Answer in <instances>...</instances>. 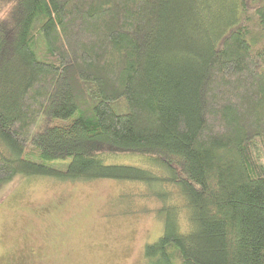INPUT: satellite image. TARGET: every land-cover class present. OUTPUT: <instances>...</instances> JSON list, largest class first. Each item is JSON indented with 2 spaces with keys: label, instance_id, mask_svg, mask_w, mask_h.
Returning a JSON list of instances; mask_svg holds the SVG:
<instances>
[{
  "label": "trees",
  "instance_id": "obj_1",
  "mask_svg": "<svg viewBox=\"0 0 264 264\" xmlns=\"http://www.w3.org/2000/svg\"><path fill=\"white\" fill-rule=\"evenodd\" d=\"M18 175L148 186L143 264H264V0H0V183Z\"/></svg>",
  "mask_w": 264,
  "mask_h": 264
},
{
  "label": "rangeland",
  "instance_id": "obj_2",
  "mask_svg": "<svg viewBox=\"0 0 264 264\" xmlns=\"http://www.w3.org/2000/svg\"><path fill=\"white\" fill-rule=\"evenodd\" d=\"M220 5L228 14L230 2ZM117 110L124 111L120 104ZM24 157L39 160L31 151ZM105 160L163 172L137 155ZM151 195L141 182L114 179L18 175L0 183V264H143V245L162 229Z\"/></svg>",
  "mask_w": 264,
  "mask_h": 264
}]
</instances>
